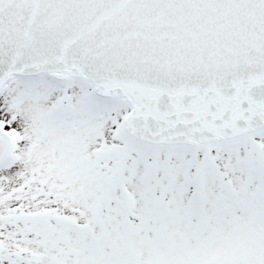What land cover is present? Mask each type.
<instances>
[{"label": "snow or ice", "instance_id": "obj_1", "mask_svg": "<svg viewBox=\"0 0 264 264\" xmlns=\"http://www.w3.org/2000/svg\"><path fill=\"white\" fill-rule=\"evenodd\" d=\"M0 264H264V0H0Z\"/></svg>", "mask_w": 264, "mask_h": 264}]
</instances>
